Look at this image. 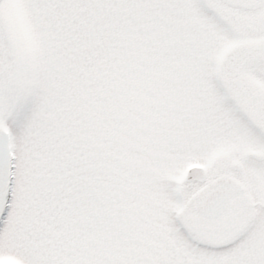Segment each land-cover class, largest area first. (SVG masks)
Listing matches in <instances>:
<instances>
[{
  "label": "snow or ice",
  "instance_id": "snow-or-ice-1",
  "mask_svg": "<svg viewBox=\"0 0 264 264\" xmlns=\"http://www.w3.org/2000/svg\"><path fill=\"white\" fill-rule=\"evenodd\" d=\"M89 6L164 13L158 17L162 44L170 32L217 44L184 52L188 63L162 77L150 94L157 115L182 114L202 132L168 140L137 166L138 247L94 264H264V89L236 72L239 66L264 80V44L219 58L221 42L264 35V0H0V119L18 145L47 123L55 98L47 79L10 52L9 9ZM8 143L0 135V243L13 244L28 264H64L45 256L26 234L20 156L8 155ZM221 145L233 151L213 158ZM248 145L261 154L247 153Z\"/></svg>",
  "mask_w": 264,
  "mask_h": 264
},
{
  "label": "rangeland",
  "instance_id": "rangeland-1",
  "mask_svg": "<svg viewBox=\"0 0 264 264\" xmlns=\"http://www.w3.org/2000/svg\"><path fill=\"white\" fill-rule=\"evenodd\" d=\"M63 10L53 7L33 10L9 9L8 46L10 52L23 61L34 75L47 79L53 89L55 99L52 110L47 114V123L34 133L31 141L18 145L13 139L14 132L10 125L2 119H0V124L5 126L9 132L13 158L17 157L18 152L20 156L21 176L25 182L23 188L27 196V214L23 218L26 234L35 238L33 243L47 257L62 259L64 264H94V261L105 255L124 258L125 254L131 253L138 247L135 234L138 210L134 208L138 206L135 197L140 191V186L137 183L138 189L132 192L135 196L131 192L129 194L126 192L128 174L121 172L123 165L120 161L130 160L129 157L135 160L136 157L141 156L143 151L148 154L154 153L168 140L179 142L184 139L198 138L202 132L194 121H185L182 114L157 115L154 111L156 101L150 94L162 82V77L168 76L172 69L188 63L183 55L184 52H191L195 48L216 47L217 44L215 40L202 39L194 34L181 36L176 32H170L162 44L160 40V36L163 35L162 25L158 17H164V13L136 10L132 17L133 20L127 18L126 23L129 27L127 26V30L122 35L123 61L126 66L122 67L121 72H137L136 77L141 84L138 86L131 82L129 93L125 94L126 102L124 101L122 106L124 107L127 103L129 108L121 109L119 116L122 120H125V117L131 120L134 112V117L141 120L138 129L142 132V142L135 143V140H128L129 145L133 148L136 145L141 149V153L128 154L129 150L119 152L111 150L109 145L93 146L89 151V160L85 163L86 168L80 171V167L76 173L78 188H74L73 193L69 195L68 203L65 201V210L62 217L57 220L58 225L56 226L55 222L53 224L45 222L44 205L42 203L37 205L33 201L40 191H38L39 187L36 188L31 181L35 183L33 173L38 179L44 170L41 167L44 162H51L50 158L53 156L51 150L57 149L58 146H54L57 139L59 143L63 141L59 140V129L57 128L59 119H57V113L55 114L54 106L63 98L62 87H59L66 84L63 81V74L69 70H78L76 62L78 54L71 49L70 44L63 41L71 30V26L66 24ZM263 36L252 35L241 41L221 42L219 58L223 59L222 55L229 53L238 42L248 40L258 47L264 42ZM252 37L260 39L251 41ZM56 52L64 53L61 55L65 60L63 59L64 62L58 69L61 77H56L52 73L54 64L56 66ZM245 73L248 79L254 81L255 84L260 86L264 84V80L251 72L245 71ZM129 74L124 76H130ZM70 80L72 81V76L69 77ZM61 102L64 104L63 101ZM50 120L52 123L56 122L51 132L45 129L46 126L49 129L48 121ZM150 128H152L153 135L158 136L157 131L160 133L162 143L159 145L157 143L148 145L150 134L144 130ZM136 137L141 139L139 135ZM131 146L128 147L131 148ZM251 148L261 151L251 145L246 146L245 151L249 153ZM232 151V145H221L213 152V158L226 157ZM95 156H100V160L95 159ZM76 157L78 159L79 154H76ZM98 162L108 174L98 168ZM91 163H93L91 173L87 177L83 176ZM252 172L255 174V170ZM80 183L82 187L79 186ZM0 264H28V258L13 244L0 243Z\"/></svg>",
  "mask_w": 264,
  "mask_h": 264
},
{
  "label": "trees",
  "instance_id": "trees-1",
  "mask_svg": "<svg viewBox=\"0 0 264 264\" xmlns=\"http://www.w3.org/2000/svg\"><path fill=\"white\" fill-rule=\"evenodd\" d=\"M63 11L66 24L71 26L69 35L63 41L70 44L71 49L78 54L76 60L78 70H69L63 74V81L66 84L59 87H62L63 98L61 101L64 104L60 101L54 106L55 114L57 113V119H59L57 124L59 140L63 141L59 143L58 139L57 142L54 140V146L58 147L57 149L51 147L54 149V151L51 150L53 154L50 158L51 162H44L41 166L44 170L38 179L33 173L35 183L31 181L36 185V188L39 187L38 191H40L33 201L37 205L39 203L44 205L45 222L50 224L55 222L56 226L58 225L57 220L62 217L65 210V201L68 203L69 195L73 193L74 188H78L75 179L78 177L76 173L80 167V171L86 168L85 163L89 160V151L93 146H97V144L109 145L111 150L119 152L129 150L128 154H130L141 153V149L136 145L133 148L129 145L128 140H135V143L142 142V132L141 129H138L141 120L134 117V112L131 120L126 117L125 120H122L119 116L121 109L129 108L127 103L124 107L122 106L124 101L126 102L125 94L129 93L131 82L138 86L141 84L136 77L138 76L137 72H121L122 67L126 66L123 61L122 35L127 30V18L133 20L132 17L136 10L89 6L71 10L64 9ZM56 51H58V47H56ZM56 54V66L54 64L52 73L56 77H61L58 69L65 60L61 55L64 53L56 52ZM123 73H125L124 75L130 73V76H124ZM71 76L72 81H69ZM54 80L56 81V79ZM48 124L49 129L48 126L45 129L51 132L54 130L53 126L56 122L52 123L50 120ZM152 128L144 130L150 134L148 145L152 143L159 145L162 143L160 142V133L157 131L158 136L153 135ZM137 135L141 136L140 140L136 137ZM76 154H79L78 159ZM147 155L149 154L143 151L141 156L136 157L135 160L126 155L130 160L120 161V164L123 165L121 172L124 171L128 174L126 181L128 194L136 192L138 189L133 173L137 166L146 160ZM100 158V156H95L97 160ZM92 165L93 163L90 164V168H87L86 174L83 176L87 177L91 173ZM98 168L105 171L99 162ZM81 185L80 183L79 186L82 187ZM134 209L138 210V206Z\"/></svg>",
  "mask_w": 264,
  "mask_h": 264
},
{
  "label": "flooded vegetation",
  "instance_id": "flooded-vegetation-1",
  "mask_svg": "<svg viewBox=\"0 0 264 264\" xmlns=\"http://www.w3.org/2000/svg\"><path fill=\"white\" fill-rule=\"evenodd\" d=\"M263 38H264V36H263ZM251 39V41L253 40V39H255V40H258V39H260V38H250ZM264 41V40H263ZM263 44H264V42H263ZM238 47H243V48H247V49H251V48H256V46H254V44L252 43V42H249L248 40L246 41V42H238L237 44H236V46L233 48V49H235V48H238ZM232 49V50H233ZM232 50L229 52V53H231L232 52ZM229 53H227V54H229ZM226 54V55H227ZM226 55H222L223 57H225ZM236 72L241 76V77H243L249 84H251V85H253V86H256V87H259V88H261V89H264V84H262V86H260L259 84L257 85V84H255V82L254 81H250L249 79H248V77H247V75H246V73H245V71H243L242 70V68L241 67H237L236 68Z\"/></svg>",
  "mask_w": 264,
  "mask_h": 264
},
{
  "label": "water",
  "instance_id": "water-1",
  "mask_svg": "<svg viewBox=\"0 0 264 264\" xmlns=\"http://www.w3.org/2000/svg\"><path fill=\"white\" fill-rule=\"evenodd\" d=\"M0 135L7 136L6 129L1 125H0ZM259 154H261V152L252 151V155H259ZM8 155H9V147H8Z\"/></svg>",
  "mask_w": 264,
  "mask_h": 264
}]
</instances>
